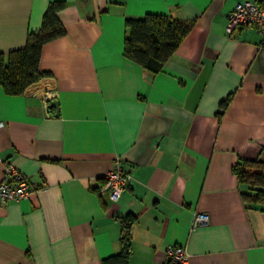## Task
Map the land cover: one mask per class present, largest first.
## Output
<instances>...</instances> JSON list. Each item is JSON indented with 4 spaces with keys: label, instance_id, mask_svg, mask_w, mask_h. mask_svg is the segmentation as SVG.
Listing matches in <instances>:
<instances>
[{
    "label": "crops",
    "instance_id": "crops-1",
    "mask_svg": "<svg viewBox=\"0 0 264 264\" xmlns=\"http://www.w3.org/2000/svg\"><path fill=\"white\" fill-rule=\"evenodd\" d=\"M49 1L0 0V52L24 46ZM63 1L48 74L19 94L0 85V181L12 164L30 185L0 200V264H116L128 213L125 264H165L173 243L185 264H264V209L232 170L264 159V44L252 26L225 31L239 0ZM146 13L192 21L157 72L123 54L125 18ZM117 159L131 179L111 201L98 188Z\"/></svg>",
    "mask_w": 264,
    "mask_h": 264
},
{
    "label": "trees",
    "instance_id": "trees-1",
    "mask_svg": "<svg viewBox=\"0 0 264 264\" xmlns=\"http://www.w3.org/2000/svg\"><path fill=\"white\" fill-rule=\"evenodd\" d=\"M65 6L63 0L49 1L41 25L28 31L23 47L0 52V85L8 94H19L30 84L48 74L38 67L42 45L65 33L57 11ZM192 21L179 20L163 13H146L124 20L123 54L150 72L159 71L188 33ZM225 104V101H223ZM238 182L247 190L241 192L243 201L264 209V159L243 158L232 167ZM135 215L119 217L121 250L116 264H125L130 254L131 226ZM110 260V259H109ZM105 261V260H104ZM105 261L104 264H112Z\"/></svg>",
    "mask_w": 264,
    "mask_h": 264
},
{
    "label": "built area",
    "instance_id": "built-area-1",
    "mask_svg": "<svg viewBox=\"0 0 264 264\" xmlns=\"http://www.w3.org/2000/svg\"><path fill=\"white\" fill-rule=\"evenodd\" d=\"M244 26L254 27L260 34L264 44V0H239L227 15L225 31L231 34L234 30ZM45 93V97L50 98ZM2 124V122H0ZM131 175L124 169L119 159L106 170L104 181L98 188L100 194L107 193L111 201H116L122 192L129 186ZM30 194L29 181L23 173L12 164H7L2 180L0 181V200L20 199ZM207 222V214L197 212L193 217V226ZM188 254L183 244L173 243L165 249V264H185Z\"/></svg>",
    "mask_w": 264,
    "mask_h": 264
},
{
    "label": "water",
    "instance_id": "water-1",
    "mask_svg": "<svg viewBox=\"0 0 264 264\" xmlns=\"http://www.w3.org/2000/svg\"><path fill=\"white\" fill-rule=\"evenodd\" d=\"M49 106L53 107L55 109V115L59 113L58 103L56 99L50 100Z\"/></svg>",
    "mask_w": 264,
    "mask_h": 264
}]
</instances>
